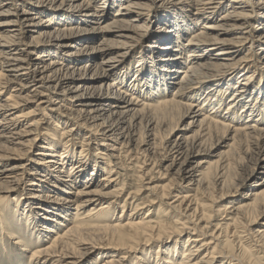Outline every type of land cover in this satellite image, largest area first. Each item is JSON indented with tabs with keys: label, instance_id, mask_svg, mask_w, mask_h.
Masks as SVG:
<instances>
[{
	"label": "bare ground",
	"instance_id": "1",
	"mask_svg": "<svg viewBox=\"0 0 264 264\" xmlns=\"http://www.w3.org/2000/svg\"><path fill=\"white\" fill-rule=\"evenodd\" d=\"M133 58L137 92L130 93ZM82 59L88 60L79 66ZM182 108L187 123L175 124L160 147L158 130ZM46 117L49 127L42 128ZM82 127L89 140L75 142L71 131ZM219 129L223 134L210 142ZM241 139L249 164L236 183L225 158ZM102 140L121 144L119 155L100 157ZM123 157L163 167L184 195L168 201L167 210L160 202L169 195L162 193L142 216L147 203L129 192L113 222L126 189L118 181ZM214 159L224 161L216 174ZM254 178L240 202L207 209ZM22 185L24 206L20 197L13 217L24 220L19 229L1 223L7 237L0 243L30 252L25 264H82L100 249L89 264H127L133 251L135 264H257L261 256L252 253L264 244V224L255 226L264 216V0H0V200ZM198 194L210 203H196ZM128 199L135 203L130 212ZM171 209L185 220L168 221ZM72 215L79 221L69 224ZM27 232L37 234L31 243L22 239ZM183 233L185 240L158 247L154 263L151 251L144 254L143 246Z\"/></svg>",
	"mask_w": 264,
	"mask_h": 264
},
{
	"label": "rangeland",
	"instance_id": "2",
	"mask_svg": "<svg viewBox=\"0 0 264 264\" xmlns=\"http://www.w3.org/2000/svg\"><path fill=\"white\" fill-rule=\"evenodd\" d=\"M118 7L114 8L111 10L110 12V15L108 16V21H110L112 18H113V14L116 12ZM145 19V18H144ZM144 22V21H142ZM161 25V24H160ZM197 28H194L190 31H188V33H186L184 35V37H182L183 41L186 42L188 40V38L190 37V35L192 34V32H194ZM30 37H28L26 40H29ZM148 39H149V35L147 34L142 40H140L139 42V45L136 47V50L135 52H137L138 50L142 49L145 44L148 42ZM83 43V42H82ZM135 56V54H134ZM262 56V55H260ZM258 58L259 55H258ZM88 59H82L81 61L78 62V65L81 66V65H85L86 62H87ZM132 63V64H131ZM136 64V65H135ZM138 64L139 62L137 61V58H133L130 62H128V70L129 68H132L131 71L133 69H136L138 67ZM127 70V72H128ZM131 71H129L131 73ZM180 74L178 73L173 79L172 81H176L177 79H180ZM134 73L132 71V73L128 76V80H126L125 82L128 83L130 85V90L131 92L130 93H135L137 92L133 85L131 86V83L132 81L134 80ZM257 79L260 80L259 76H257ZM259 80H258V83H259ZM13 89V86L10 87L9 92H11V90ZM172 89L173 88H170L168 90V95L169 93L172 92ZM133 90V91H132ZM8 93H6L8 95ZM139 93V92H138ZM145 93V92H144ZM5 94V97L7 96ZM145 96L146 101H149V102H152V103H155V100H157V97H153L151 100H149L146 95H143ZM229 98V97H228ZM34 103H32L31 107H35V104L33 105ZM225 108V106H224ZM209 111L211 110L210 108L208 109ZM184 109L182 108L180 111H179V114L178 116H176L175 119H173L172 121L168 122L167 124L168 125H165V126H162L158 132V140L160 141H163L164 138L169 135L172 131V128L174 127L175 124H182V123H187V120L185 118L182 117V115L184 114ZM56 117H60L59 115H56ZM51 120V117H46L45 118V122H46V125H43L42 128H44L45 126L49 127V122ZM181 121V123H180ZM61 125L65 126L63 123H61ZM68 127L65 129V130H70L69 128L71 127V125H67ZM181 126V125H180ZM61 128V127H60ZM45 130V129H43ZM144 130V125L142 126L141 128V133L143 132ZM73 132L72 134H75L74 136V140L75 142L77 141H80V140H83L84 136L87 135V129L86 128H80V132L78 131H71ZM223 134L222 130H218L216 132V134L214 135V138H211L210 142L212 141V143L214 142H217V139ZM160 135V137H159ZM163 138V140H162ZM85 141H88L89 139H86L84 138ZM160 141V147H161V142ZM102 144H108L107 146H102ZM100 143V146L101 148L104 149V154L105 155H101L100 157H106L107 154H114L115 155H119V151L121 150L120 147H121V144H114L113 142H108L106 140H102ZM37 148H35L33 150L35 154V152L37 151L36 150ZM118 150V151H117ZM220 150H224L223 148H221ZM248 144H247V141L245 139H241L239 140L237 143L233 144V147L231 148V150H229L226 154V160H227V163L229 162V165L227 167V173L229 175L232 176V179L234 182L236 183H239L240 181V177H241V174L240 173H244L243 172V169L249 164V154H248ZM96 148H93L92 149V152L90 153V156L91 157H95L93 156L95 153H96ZM160 151V150H159ZM125 156V154H123ZM148 156V155H147ZM151 156H148L146 158H149ZM248 157V158H247ZM116 158L114 157H111V161L113 162ZM123 161L126 163V169H118V171L121 172V175L119 176V184L122 185V184H126V189L124 190V192L122 193V195L119 197V199L117 200V205H116V209H114L112 212H111V215H112V221L114 222L115 221V218H117V216L121 213V211L123 210V207L122 205L124 204L125 202V198L128 196L129 192H135L137 193V198H138V202H149V200L155 198L156 196L158 195H161L162 193H165V194H168V199H164L162 200L160 203L162 204L161 206L163 208H166L167 210H170L168 205L166 204L168 201L171 203L172 201H174L177 197V195L180 193L181 195H184V191H182V189H179V188H174L172 187V177H165L162 172L164 171L163 170V167H157V168H152V165H147V166H144L143 165V162H144V158L143 157H140V159L138 160H133L131 163L132 164H129V160L125 157L122 158ZM224 159V160H225ZM248 159V160H247ZM22 160H25V158H23ZM225 160V161H226ZM98 161H100V163L102 162V166L105 167V165H103V162L105 161V159H102V158H98ZM212 161H216V159L212 160ZM116 162V161H115ZM113 162V163H115ZM224 162V161H222ZM220 161H216L215 164L216 166H213L216 167L215 169H212L214 174H216V172H218V169L221 168L220 164L222 163ZM90 166L88 167V171L86 174H89L93 168L95 167V163L92 161L90 162ZM247 163V164H246ZM219 164V166H217ZM226 164V163H225ZM144 166V167H143ZM223 166V165H222ZM218 167V168H217ZM161 168V169H160ZM230 168V169H229ZM220 171V169H219ZM241 171V172H240ZM146 172V173H145ZM147 175H145V174ZM104 173H100V175H98L96 177V179H100V177L103 175ZM143 177H142V176ZM213 175V174H212ZM238 175V176H237ZM87 176V175H86ZM86 176H84L82 178V183H79V185H77L78 187H84V183H85V180H86ZM258 176H260V178L262 177V174H259ZM62 179H65L66 177L65 176H61ZM257 179L254 178V179H251L250 181L246 182L245 184L239 186V187H236L233 188L234 191H231L230 193H228V195H225L222 199H218V201H215V203L213 204V206L211 208H207L208 210H214L215 209H222L225 207V204H228L230 202H234V203H238L242 200L243 198V194L247 191L250 190L252 184L254 181H256ZM258 180H259V177H258ZM261 180V179H260ZM149 182V184H148ZM212 182H214V179L212 180ZM140 186H143V188H140ZM24 187V185H22L21 187V190L16 193L15 195L12 196V199H1L0 200V207H1V214H0V230H1V223H4L6 222L9 227H12V226H15L16 228L19 229V223H22L23 220H19L21 222H18L13 216H15V212H17V209H16V206L15 204H17V200L21 197L20 201H19V207H20V210H21V207L24 206V198H23V194H22V188ZM76 187V186H75ZM74 187H72L73 189ZM140 188V189H139ZM145 188H148V189H145ZM74 190V189H73ZM140 190V191H138ZM137 191V192H136ZM49 193H53L55 194L54 192H49ZM196 198H199L198 201H196V203H199L200 202H203L205 204L207 203H210L209 200L206 198H203L201 196V194H198ZM136 201V202H137ZM130 202H131V199L125 203L124 205V208L126 209V212H130L132 210V208L134 207V204H131L130 205ZM135 202V201H134ZM23 203V204H22ZM189 204V202L187 203ZM155 205V208H156V204ZM145 207H143V209H141L140 213H142L141 215L144 216V214L148 211L149 209V205L148 203L145 205H143ZM195 205L194 203L192 202V208H194ZM202 209V208H200ZM23 210V209H22ZM88 210H85L83 212V214H85ZM202 211V210H201ZM212 212V211H211ZM82 214V215H83ZM140 215V216H141ZM175 215V216H174ZM168 217H166V219L168 221H172V222H177V224H174V225H178L179 223L183 222L185 219H184V215H182V213L180 212L179 209L177 210H172L170 211V214L167 215ZM75 217L72 215L70 216V221L69 224H73L74 222H78V218H75ZM77 220V221H76ZM71 221H73L72 223H70ZM264 224V216H261L260 218L257 219V222L255 224V226L259 227V226H262ZM16 230V229H15ZM27 231V230H26ZM7 232L3 231L0 233V240H1V237H7ZM24 234V235H23ZM23 234H19V235H23L22 239L24 240V242H32L34 241L35 238H37V234L36 233H31V232H27V233H23ZM55 233L54 232H51L49 234V237L52 239L53 238V235ZM187 234L188 233H183L182 236L181 235H178V237H174L172 241L170 242H165L164 240L166 239H157L156 241H153L151 243L150 246H143L142 249H144V254H147L149 253L150 251L152 252V256L150 258L152 263H154L157 258V249L158 247H161V249H165L167 247H170L171 245H173L175 242H176V239L178 238H181L182 237V240H185L186 237H187ZM250 243L252 244V247L254 248V246L256 245H253L254 244V241L251 240ZM7 245L4 244L3 246V243L1 244L0 243V264H25V262L27 260H29V256H30V252H27V253H24V255L21 254V250L19 249L20 246H17L13 243H10L7 242L6 243ZM185 243H182V246L184 245ZM35 246V245H34ZM6 249V250H5ZM219 249H221L223 251V249L220 247ZM183 250V249H182ZM256 251H254L252 254L254 256H258L260 255L261 257H256V260L258 261L257 264H262L264 263V244H262L261 246H256L255 248ZM4 252V253H3ZM104 253L103 252V249H100V251L98 252H95L92 256H90L88 259H86L82 264H89L91 263L94 259H97V257ZM22 255V256H21ZM135 255H136V252H130L129 254V259H128V262L127 264H135ZM103 259H99L97 261L96 264H100V262H102Z\"/></svg>",
	"mask_w": 264,
	"mask_h": 264
}]
</instances>
